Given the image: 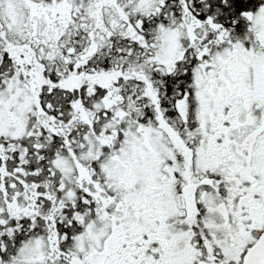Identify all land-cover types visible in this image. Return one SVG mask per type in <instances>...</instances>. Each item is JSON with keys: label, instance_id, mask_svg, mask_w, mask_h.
<instances>
[{"label": "snow or ice", "instance_id": "1", "mask_svg": "<svg viewBox=\"0 0 264 264\" xmlns=\"http://www.w3.org/2000/svg\"><path fill=\"white\" fill-rule=\"evenodd\" d=\"M0 264H264V0H0Z\"/></svg>", "mask_w": 264, "mask_h": 264}]
</instances>
